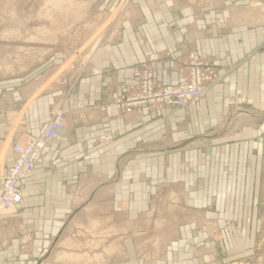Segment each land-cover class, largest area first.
<instances>
[{
  "label": "crops",
  "instance_id": "obj_1",
  "mask_svg": "<svg viewBox=\"0 0 264 264\" xmlns=\"http://www.w3.org/2000/svg\"><path fill=\"white\" fill-rule=\"evenodd\" d=\"M131 12L114 41L97 44L74 85L44 89L38 69L0 82V146L8 114L9 124L23 127L17 134L38 135L57 104L66 125L3 220L0 264H84L59 257L84 253L73 239L81 234L106 239L105 258L90 264L226 260L234 207L221 191L253 189L249 176L260 173V152L248 145L264 133V0H132ZM193 49L220 77L199 105L116 108L135 81L133 67L150 62L162 84H176ZM116 235L124 239L122 256L112 250ZM139 238L148 240L146 256L136 252Z\"/></svg>",
  "mask_w": 264,
  "mask_h": 264
},
{
  "label": "rangeland",
  "instance_id": "obj_2",
  "mask_svg": "<svg viewBox=\"0 0 264 264\" xmlns=\"http://www.w3.org/2000/svg\"><path fill=\"white\" fill-rule=\"evenodd\" d=\"M47 1L0 0V82H9L12 75L38 69L42 75L40 80L44 81V89L63 80L67 81V86L74 85L86 68L93 47L96 46L93 45L98 39L100 38L99 47L108 41H114L121 33L123 23L133 16L132 0H71L68 8L48 6ZM31 36H44L45 39L32 42L28 39ZM40 48H43V51H40ZM182 71L181 67V73ZM219 79L218 76L215 83ZM57 107L65 113L62 105L56 104L53 110ZM5 119L7 133L0 146V172L10 164L8 158L12 151V142L23 129L16 124H9V114ZM247 131L252 135L255 128ZM250 147L260 152V173L249 176L248 183H252L254 188L221 191L222 198L233 201V205L228 206V209L234 207V212L228 213L226 217L228 232L227 237L223 239L226 260L221 264H264V133L263 141L249 143L248 148ZM243 148L247 149L245 146ZM209 192L214 195V190ZM215 192L218 194L217 198L221 196L219 190ZM214 210L215 207L212 206L211 213ZM12 214L14 215V212L0 210V246L1 241L8 240L3 220L13 216ZM19 225L21 227L23 224L19 222ZM26 232V226L23 225L20 236L25 237L28 235ZM120 232L117 231L116 234ZM137 232L140 231L135 233ZM81 235L82 237L73 239L78 243V248L84 251L82 254L88 255L75 261L84 264L103 261L107 250L100 246L106 239L98 240L85 234ZM114 239L112 250L116 256H122L124 239L118 235ZM217 240L218 238L214 241ZM52 241L54 243V239ZM147 241L146 238L134 239L138 255L146 256ZM54 245V249L58 250V241Z\"/></svg>",
  "mask_w": 264,
  "mask_h": 264
},
{
  "label": "built area",
  "instance_id": "obj_3",
  "mask_svg": "<svg viewBox=\"0 0 264 264\" xmlns=\"http://www.w3.org/2000/svg\"><path fill=\"white\" fill-rule=\"evenodd\" d=\"M183 71L176 84L164 85L158 78L152 63L133 67L134 82L115 98L116 108L132 113L143 107L185 108L199 105L210 86L218 79L216 65L196 49L182 61ZM52 118L38 135L21 132L12 142L13 159L0 172V210L15 212L23 201V182L32 177L38 160L50 143L66 131L64 112L57 107Z\"/></svg>",
  "mask_w": 264,
  "mask_h": 264
},
{
  "label": "bare ground",
  "instance_id": "obj_4",
  "mask_svg": "<svg viewBox=\"0 0 264 264\" xmlns=\"http://www.w3.org/2000/svg\"><path fill=\"white\" fill-rule=\"evenodd\" d=\"M70 3H72L71 0H48L47 1V5L48 6L54 5V6H60L62 8H65V7L68 8L67 5L70 4ZM100 37H103V36H100ZM28 39H29V41H32V42H34V41L35 42H40V41H43L45 38H44V36H39V37L38 36L37 37L31 36ZM99 41H100V38L98 39L97 43L94 44L93 46H95V45L97 46V44L100 43ZM93 49H94V47H93ZM40 51H43V48H40ZM71 241L72 240L68 239L64 244L66 246H68V247L73 246V242H71ZM85 256H87V255H85V254H72V253L70 254L68 252H63V253L60 254L59 257L60 258H67V259H70V260H78L79 258H82V257H85Z\"/></svg>",
  "mask_w": 264,
  "mask_h": 264
}]
</instances>
